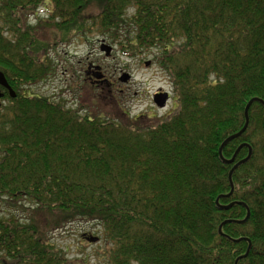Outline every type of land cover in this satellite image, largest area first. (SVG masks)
<instances>
[{
	"label": "trees",
	"instance_id": "obj_1",
	"mask_svg": "<svg viewBox=\"0 0 264 264\" xmlns=\"http://www.w3.org/2000/svg\"><path fill=\"white\" fill-rule=\"evenodd\" d=\"M40 10L50 16L32 25ZM56 30L153 52L175 110L114 121L17 92L53 75ZM0 72L18 94L0 109V204L11 211L0 216V264H90L49 237L78 219L105 243L102 264H264L259 102L223 149L230 160L248 145L234 164L253 150L233 173V195L220 199L246 204L250 217L234 223L246 207L216 204L231 192L234 166L220 148L244 128L248 103L264 101V0H0Z\"/></svg>",
	"mask_w": 264,
	"mask_h": 264
},
{
	"label": "rangeland",
	"instance_id": "obj_2",
	"mask_svg": "<svg viewBox=\"0 0 264 264\" xmlns=\"http://www.w3.org/2000/svg\"><path fill=\"white\" fill-rule=\"evenodd\" d=\"M49 14L40 10L37 19L31 18L32 25H36L38 19L46 20ZM56 32L58 43L56 46L55 43L51 44L49 48L53 75L41 83L25 87L26 95L48 97L55 102L64 103L67 108L79 110L83 116H101L114 121H120L124 116L123 112L130 114L129 119L140 115L162 118L175 110L172 82L169 75L157 65L153 52L142 51L139 55H130L118 43L100 33L83 36L77 31L68 35ZM103 42L112 47L110 56L101 51ZM96 67L100 68L102 76L105 75L114 82V94L110 95L105 85L95 89L85 81L86 70L97 73ZM128 76L124 81L123 78ZM160 89L170 94V100L164 109H159L154 103V96ZM2 104V109L7 108L9 100H4ZM22 205L26 210L29 204L22 201ZM5 210L7 208L0 204V216H3ZM9 212L11 211L6 213ZM12 214L20 219L28 216L26 211L16 209ZM94 226L91 222L78 219L65 223L62 228L49 233V237L58 247L67 250L70 259L88 257L90 264H102L105 243L95 232ZM91 236L99 237L100 241L89 242L88 238Z\"/></svg>",
	"mask_w": 264,
	"mask_h": 264
},
{
	"label": "water",
	"instance_id": "obj_3",
	"mask_svg": "<svg viewBox=\"0 0 264 264\" xmlns=\"http://www.w3.org/2000/svg\"><path fill=\"white\" fill-rule=\"evenodd\" d=\"M101 51L104 52L106 54V56H110V54L112 52V47L109 46V45H107L105 42H103L102 45H101ZM95 69L98 71L97 73H95L96 78H101L102 77V74L100 72V68L99 67H96ZM127 78L128 77L123 78L124 81ZM0 86H2L5 89H7L9 91L11 97H13V98L16 97V93L10 87V85H9V83H8L5 75L2 72H0ZM2 97H4V95L1 93V90H0V99ZM168 100H169V94L168 93H160L159 92L158 94H156L154 96V103L160 109H164L166 107ZM255 102H259L262 105H264V101L261 100V99H258V98H254V99H252L248 103V105L246 107V110H245L246 124H245L244 128L240 132H238V133L230 136L227 140H225V142L223 143V145L221 146L220 151H219V155H220L221 162L223 164H226V165H232L233 164L234 166H233V168L231 169V171L229 173V180H230L231 188H232L231 189V192L229 193L228 196H220V197H218L217 200H216V204H217L218 209L223 210V211L230 210L236 204H241L244 207H246V209H247V216H246V218L244 220H241V221H234V223H237V224L245 223L249 219V217H250V210H249L248 206L246 204L240 203V202H232L231 204L224 206V205H221L220 204V199L223 198V197H230V196L233 195V192H234V185H233V182H232L233 173L239 168L240 165L247 163L251 159V157L253 155V150H252V148L249 147V154H248V156L244 160L238 162L237 164H234L235 161H236V157H237L238 153L240 152V150L243 147H246L248 145L247 144L241 145L238 148V150L236 151V153L233 156V158L230 159V160H227V159H225L223 157V149H224V147L228 143H230L233 140L239 139L246 132V130L248 129V126H249V110H250L252 104L255 103ZM0 106H1V103H0ZM219 232H220V234H222V227L220 228ZM99 240H100L99 237H94V236H91L90 238H88V241L91 242V243H97V242H99ZM244 240L247 241V239H239V240H235V242L238 243V242H241V241H244ZM248 253L249 252H247V254L245 256H243V258L247 257ZM239 259H241V258H239ZM239 259L235 262V264H238Z\"/></svg>",
	"mask_w": 264,
	"mask_h": 264
},
{
	"label": "flooded vegetation",
	"instance_id": "obj_4",
	"mask_svg": "<svg viewBox=\"0 0 264 264\" xmlns=\"http://www.w3.org/2000/svg\"><path fill=\"white\" fill-rule=\"evenodd\" d=\"M85 74H86L85 75V81L89 82V84L92 87L99 88L100 86L105 85L109 89L110 95L111 94H114V91H115L114 82H112L109 79H107L105 75L102 76L101 78H96V76H94L95 74L93 73V71L92 70L89 71V69L86 70V73ZM128 78H129V76H128ZM0 88H1V91L5 94L4 97L2 99H0L1 102H3L4 100H8L9 99V96L7 95L6 90L3 89L2 87H0ZM159 92H165V91L162 90V89H160V90H158L157 93H159ZM2 105H1L0 109H2Z\"/></svg>",
	"mask_w": 264,
	"mask_h": 264
}]
</instances>
